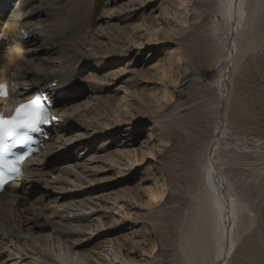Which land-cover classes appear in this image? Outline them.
Segmentation results:
<instances>
[{"label": "bare ground", "instance_id": "6f19581e", "mask_svg": "<svg viewBox=\"0 0 264 264\" xmlns=\"http://www.w3.org/2000/svg\"><path fill=\"white\" fill-rule=\"evenodd\" d=\"M8 1L0 0V8L3 6L0 11V29L3 34L0 38V85L4 86L0 90V102L5 110L13 111L21 102L32 100L35 94H42L53 107V117L56 119L46 129L43 149L26 162V175L22 181L8 186L0 194V264H165L157 260L161 250L158 240L164 241L171 236L172 220L149 214L135 217L129 212L119 211L123 206L114 200L113 203L108 202V206L97 208L104 213L98 218L97 227L86 226L87 207L91 211L97 209L84 202L77 203L75 199L76 194L84 192L80 180L88 179L86 174H82V169L88 167L78 162L57 164L58 161L70 159L68 155L62 154L63 150L72 151L77 145L83 146L98 135L120 131L121 138H130L135 134L140 120L137 116V121L126 120L120 109L126 96L120 97L117 102H106L109 105L106 117L103 111H98V106H91L94 100L85 104L72 101L73 84L83 79L77 71L81 62L91 58L97 60L99 58L96 56L99 55L114 59L115 51L108 47L85 50V47H93L92 44L87 43V36L74 37L77 23L58 17L63 8L56 1ZM192 2L179 0L174 8L161 4L167 16L164 22L151 20L150 43L173 41L174 34L179 31V23L188 25L190 21ZM217 2L222 18L218 27L222 25L224 36L218 41L222 47L212 67V70L217 71L211 83L216 93V122L202 163L189 170H181L175 165V157L169 162L160 157L162 151L166 153L164 141L175 142L182 148L186 146L187 140L193 138L190 123L182 119L185 117H177L179 119L175 123L170 122L172 116H178L186 106L176 104L175 88L181 84L179 79L183 77V70L179 66L183 60L174 50L164 59L160 72L154 71L151 76L148 73L142 75L146 84L154 85L146 92L155 117L151 118L148 114L141 119V123L147 122V125L140 147L130 151L120 150L118 154L111 153L106 158L100 157L109 162V167L123 168L117 169L122 174L137 165L150 161L153 163L144 180L149 184L143 187L146 199L141 204L147 209L154 210L165 201L167 175L185 178L199 189L188 230L180 245L182 254L190 264H229L238 243L254 223L253 210L239 197L224 170L222 145L229 130L227 113L232 75L254 48L257 23L264 20V0ZM47 18L50 20L44 23ZM219 32L217 28L216 33ZM196 70L202 74V69ZM96 79L85 78L89 82H98ZM98 83L103 84L105 80L100 79ZM107 118L110 120L107 121ZM157 128L163 134L159 143L155 141L159 131ZM254 144L243 147L245 149L241 154L250 156L245 166L253 170L252 178L264 181V136L254 138ZM158 162L159 165H156ZM52 164L58 167L49 168ZM37 183L44 184V188L50 191L57 190V196L47 200L50 198L49 192L37 195L34 190ZM132 194L133 200L139 203L138 192ZM116 211L119 213L116 214ZM143 218L151 225L148 226L150 252L146 260L131 256L138 246L136 242L132 244L131 236L118 240V246H115V240H110L109 251L99 250L97 257L86 250L74 249L95 240L100 233L96 231L100 225L113 234L121 232L125 223ZM87 235L90 236L85 238ZM124 247L126 249L122 252L121 248ZM253 259V264H264V253L257 249Z\"/></svg>", "mask_w": 264, "mask_h": 264}, {"label": "rangeland", "instance_id": "374dc122", "mask_svg": "<svg viewBox=\"0 0 264 264\" xmlns=\"http://www.w3.org/2000/svg\"><path fill=\"white\" fill-rule=\"evenodd\" d=\"M13 1L16 0H10L7 3H13ZM50 1H56L62 5L63 9L59 18L76 21L74 37L87 36L89 39L87 43L92 44L93 47H85V50L108 47L109 50L115 51L114 59L99 55L96 56L99 58L97 60L91 58L81 62L77 71L83 79L74 82L72 101L85 104L94 100L91 106H98V111H103L106 117L109 108L106 102H117L120 97L126 96L124 105L120 108L123 111V117L126 120H140L135 134L130 138H121L120 131H114L98 135L92 140H88L83 146L77 145L72 151H62V154L68 155L70 159L65 162L58 161V166L78 162L88 167L82 169V174H86L88 179L80 180L84 192L76 194L75 201L77 203L84 202V204H89L97 209L108 206V202L113 203L114 200H118L119 204L123 206L119 211L129 212L135 217L138 214L142 216L149 214L152 217L169 218L172 220V234L164 241L158 240L161 250L157 260L163 261L165 264H190L182 254L180 245L182 237L188 230L199 189L185 178L167 175L165 201L161 202L154 210L147 209L141 204L142 200L146 199L143 187L149 184L144 180L153 163L150 161L143 165H137L122 174L123 172L117 169L123 168L109 167V162L100 157L106 158L111 153L118 154L120 150L130 151L140 147L147 125V122L141 123V119L146 118L148 114L151 118L155 117L152 107L148 103V93L146 92V89H152L154 85L146 84L145 80H142V75L148 73L151 76L154 71L160 72L164 59L167 58L170 51L174 50L177 51L179 57L182 56L183 60L179 66L183 70V77L179 79L181 81L179 87L175 88L176 104L186 106L181 109L178 116L173 115L170 122L175 123L179 119L177 117H185L182 119L190 123L193 138L187 140L186 146L182 148L175 142L164 141L163 146L166 148V153L162 151L160 157L164 158L166 162L175 157V165L181 170H189L202 163L204 151L212 137L216 122L214 106L216 93L211 87V83L216 78L217 71L212 70V67L214 68L222 47L218 41L224 36L222 25L218 27L219 22L222 21L218 0H193L190 6L191 18L188 25L179 23V31L174 34L176 36L173 41L165 43H163L164 41L150 43L149 32L150 27L153 26L150 25V22L151 20L164 22L167 13L160 5L166 4L168 7L174 8L178 5L179 0ZM45 20L44 23H47L50 19ZM217 28L220 29L219 34L216 33ZM1 31L2 29H0V38L3 35ZM255 31L257 39L253 50L232 75L227 113L229 130L222 145L224 170L229 175L231 185L239 197L253 210L254 223L238 243L229 264H253L255 260L253 257L257 249L264 253V181L252 178L253 170H249L245 166L250 161V156L241 154V151L245 149L243 147L255 145L254 138L264 136V20L257 23ZM143 43L145 45L141 46ZM79 52L81 51L79 50ZM194 66L196 67L194 68ZM196 68L202 69V74ZM88 77L97 78L98 82L100 79L105 80V83L86 81L85 78ZM94 87L98 89L92 90ZM128 109L130 112H127ZM140 109L143 111L141 112ZM108 120L110 118H107ZM138 128L139 131H137ZM158 130L155 137L157 143L163 139V134L160 129ZM125 141L127 143L124 144ZM235 147L238 150H235ZM85 149L87 151H83ZM92 156L94 159H90ZM125 162L126 160L124 164ZM156 165H159V162ZM58 166L52 164L49 168ZM94 167L98 168L92 169ZM101 168L107 169L102 170ZM34 190L37 195L49 192L50 198L47 200L58 194L57 190L50 191L48 188H44V184L41 183L35 184ZM134 191L138 192L139 203L133 200L132 192ZM87 208L84 224L97 227L96 222L104 213L100 212L101 209L91 211L90 207ZM119 211L115 213L118 214ZM131 222L125 223L121 232L113 234H109L100 225L98 229L95 228L100 232L95 240H91L86 246L74 249L86 250L97 257L99 250L109 251L110 240H115V246H118L120 245L117 243L118 240L122 241L131 236L129 238L132 239V244L136 242L138 245L137 250L133 251L131 256L146 260L149 258L150 252V241L147 239L150 223L146 218ZM89 236L87 235L85 238ZM125 249V247L121 248L122 252Z\"/></svg>", "mask_w": 264, "mask_h": 264}, {"label": "snow or ice", "instance_id": "6c2138e0", "mask_svg": "<svg viewBox=\"0 0 264 264\" xmlns=\"http://www.w3.org/2000/svg\"><path fill=\"white\" fill-rule=\"evenodd\" d=\"M4 86L0 85V90H3ZM23 110V111H22ZM50 117L39 107L37 102L35 105L27 104L21 105L20 108L16 110V114L8 119L0 117V145H2L3 140L6 137L18 138L17 142L21 144L28 143L32 140V137L28 136L27 133L20 134L19 129H31L34 131L39 130L41 124L47 123ZM51 119H56L51 117ZM14 145H9L12 147ZM5 155L4 148L0 146V162L3 161ZM11 170L19 173V168L13 164ZM5 179L2 174H0V188H3Z\"/></svg>", "mask_w": 264, "mask_h": 264}, {"label": "water", "instance_id": "95a60500", "mask_svg": "<svg viewBox=\"0 0 264 264\" xmlns=\"http://www.w3.org/2000/svg\"><path fill=\"white\" fill-rule=\"evenodd\" d=\"M224 106V103L222 104ZM223 108V107H222Z\"/></svg>", "mask_w": 264, "mask_h": 264}]
</instances>
